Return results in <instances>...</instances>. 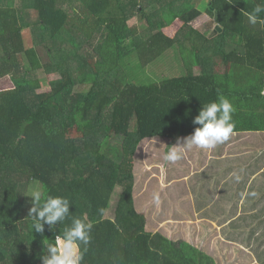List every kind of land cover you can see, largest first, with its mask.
<instances>
[{"label": "trees", "instance_id": "trees-1", "mask_svg": "<svg viewBox=\"0 0 264 264\" xmlns=\"http://www.w3.org/2000/svg\"><path fill=\"white\" fill-rule=\"evenodd\" d=\"M200 1L0 0V264H42L45 237L54 242L71 224L35 232L26 204L37 187L42 200L68 197L73 216L93 223L83 264H218L194 236L148 231L134 196L141 141L170 139L167 152L218 94L235 107L234 132L264 131V24L244 15L264 0H207L221 27L213 35L194 23L204 14ZM137 20H145L143 30ZM86 44L96 51L90 59L80 53ZM170 49L185 66L182 75L143 84L121 65L137 55L145 66ZM89 79L88 90L76 91ZM115 135L123 138L119 146L110 142ZM118 150L120 160L111 154ZM117 186L112 218L106 212Z\"/></svg>", "mask_w": 264, "mask_h": 264}, {"label": "rangeland", "instance_id": "rangeland-1", "mask_svg": "<svg viewBox=\"0 0 264 264\" xmlns=\"http://www.w3.org/2000/svg\"><path fill=\"white\" fill-rule=\"evenodd\" d=\"M201 1L200 8L204 11V14L194 23L201 31H207L209 35H213L217 26L215 18L206 12L205 4L207 0ZM134 22L139 30H143L145 20ZM24 38L27 47L33 45V36L30 29L25 31ZM1 51L0 54L2 53ZM39 53L44 62L50 60L45 48H39ZM80 53L86 59H90L95 55L96 51L91 45L86 44L82 46ZM166 55L165 59L151 61L145 66L138 60L139 57L137 55L129 56L122 61L121 65L130 79L143 84L161 81L165 76H179L185 73V66L176 50L170 49ZM175 56L178 57L176 58ZM40 76L44 85H48L50 76L47 72L40 70ZM91 84L92 80L89 79L87 84H79L76 87V91L88 90ZM12 86L10 78H5L2 81L3 89H9ZM122 140V136L115 135L110 142L114 146H119ZM169 142L170 139L167 138H146L145 141H141L135 154L136 183L134 195L137 197V194L143 193L140 198H148L146 200L147 213L143 210L142 213L146 214L149 226L152 225L150 228L154 232H151L160 231L166 236L174 238L194 236L195 245L212 254L218 264H262L264 262V213L260 211L264 206V191L261 192L262 198L261 202L258 201L259 211L256 214H250L247 207L252 202L253 193L247 189L244 190V183L238 179L232 181V184L227 183L226 194L220 193L217 198V182L210 183L208 181L216 180L224 174L227 175L233 163L230 164L228 161L229 165H227L225 161L217 160L216 157H210L211 162L205 171L204 169L201 170V162L197 161L196 165H194L197 170L188 180L171 179L172 170H170V163L164 160ZM114 148L117 149L118 147ZM194 149L197 152L189 150L190 155H202L201 160L205 161V155H208V152L198 151V148ZM258 149V160L259 162H264V150H260V146H258ZM186 152V150L183 152L182 157L186 168L179 166L183 173L185 170L191 172L190 166L186 163ZM111 154L115 159L120 160L122 158V153L119 150L112 151ZM252 156L254 155L252 154ZM237 158L244 160L246 158L245 152L242 151V154L237 155ZM231 160L235 159L232 158ZM223 166L226 172L222 170ZM241 166L243 165L241 164ZM239 167H234L233 169L237 170ZM238 170L239 175L247 173L249 166L240 167ZM261 170L264 171V164ZM238 187L241 189L240 191ZM40 190L42 191L41 188ZM121 190V186L116 187L107 216L115 217V205ZM152 194L153 197H151ZM138 200L136 199V201ZM223 202L226 205L225 208L223 206L224 209L222 208ZM26 205L31 208L33 201L28 199ZM242 207L245 209H242ZM218 224L223 226L222 228L220 227V231L215 228ZM209 238L213 240L211 251L208 250L210 241L206 242ZM243 250L252 251L253 253L250 255L253 259L243 257ZM253 254L259 255L257 261H255L256 263L254 262ZM242 258L246 261L243 262ZM260 258H262L263 262H261Z\"/></svg>", "mask_w": 264, "mask_h": 264}, {"label": "clouds", "instance_id": "clouds-1", "mask_svg": "<svg viewBox=\"0 0 264 264\" xmlns=\"http://www.w3.org/2000/svg\"><path fill=\"white\" fill-rule=\"evenodd\" d=\"M262 12L264 6L257 5L253 11L245 12L244 15L252 25L264 24V18L260 17ZM261 95H264V90H261ZM234 112L232 101L223 94H218L215 101L203 104L193 120V124L198 126L190 135L182 138V141L178 139L177 144L171 145L164 160L175 163L181 159L185 149H212L228 141L234 134ZM28 195L34 198L33 206L29 209V218L33 221L32 228L35 232L43 233L46 225L54 231L58 222L62 224L68 219L71 220V224L63 229L62 234L52 239L54 242L45 237L42 264H83L84 254L91 241L93 223L88 221L87 216H73L70 211L72 202L66 196L48 195L42 200L39 187L30 190Z\"/></svg>", "mask_w": 264, "mask_h": 264}, {"label": "crops", "instance_id": "crops-1", "mask_svg": "<svg viewBox=\"0 0 264 264\" xmlns=\"http://www.w3.org/2000/svg\"><path fill=\"white\" fill-rule=\"evenodd\" d=\"M184 137H187V136H184ZM184 137H181L179 140L182 141V138H184ZM145 140L146 139H144L143 141H145ZM177 142H178V140L173 145L177 144ZM263 145H264V131H238V132H234V134L230 137V139L228 141H226V142H224L222 144H219V145L215 146L212 149H204V150H202V149L198 148V151H207L208 152V155H205V158H206L205 161L201 160L202 159V155L201 156L198 155V154L197 155H194V154L190 155L189 150L197 152L194 149L195 147H193L192 149H185L187 151L186 152V159H187L186 163H187L188 166H190L191 172H188L187 170H185V172L183 173L181 168H179V166H184L186 168V166L184 165V163L182 161V157H183V155H182L181 159H179L175 163H170V168H171L170 170H172L171 171L172 172V177H170V178L171 179H176L177 178V179H179V181H181V179H185V180L190 179L193 176V173H195L196 170H197L196 167L194 166V165H196V162L197 161L201 162L200 168H201V170L204 169V171H205L206 167L208 168L209 167L208 164L211 162L210 161V157H212V158L216 157L217 160H223V161H225V163L227 165H229L228 164V161H229L230 164L233 163V165H232V168L228 171L227 175L224 174L223 176L218 177L216 180H209L208 182H210V183L217 182V184H216L217 185V189H218V191L216 192L217 198H218V196H220V193L223 194V195L226 194L225 191H226V188H227V186H226L227 183H231L232 184L233 183L232 181H234L235 179H238L239 181L243 182L244 183L243 184V189L244 190L247 189V190H249L250 192L253 193L252 194L253 195L252 202H250V204L247 206L249 208L248 211H249L250 214H256L259 211L258 210L259 209L258 201L261 202V198H262L261 192L264 191V171L261 170L262 165L264 164V162H259L258 156H257L258 155V150H259L258 146H260V150H264L263 149ZM240 148H241V150H240ZM242 148H244V149H242ZM242 151L245 152V156H246V158H244V160H241V158H237V155H241ZM252 154L254 156H252ZM189 156H193V157H189ZM232 158H234L235 160H231ZM238 159H239V161H238ZM241 164L244 167L246 165L249 166V171L247 172L248 174L244 173V174H240L239 175V173H238L239 170L238 169L240 167H243V166H241ZM259 164H260V167H259ZM239 165H240V167H239ZM224 166H223V169H222L223 171H225ZM234 167H239V168H237V170H234L233 169ZM174 168H175V170L173 171ZM178 177H180V178H178ZM238 190L240 191L241 189L238 187ZM151 197H153V194L151 195ZM33 199H34L33 197H30L31 201H33ZM136 199H137V197H135V203L137 205L136 206L137 209L140 212H142V210H143V211H145V213H147L146 200L148 198L144 199V197H142V198H140V201H136ZM223 206H224V208L226 207L224 202L222 204V208H223ZM243 208L244 207H242V209ZM29 209L30 208H27V210H29ZM27 210H26V212L28 214ZM260 212L264 213V206L262 207V210ZM106 215H107V212H106ZM109 217H111V216H109ZM151 226L152 225L149 226V223L147 222V230L154 232V230H152L150 228ZM220 227L222 228L223 226L220 225V224L215 226V228L217 230H219V231L221 229ZM209 241H210V244H209L208 250L211 251L212 250L213 240L211 238L206 240V242H209ZM251 253H253V252L252 251L249 252L247 250H243V257L248 258V259H253L251 257V255H250ZM256 254H258V253L256 252ZM258 256L259 255H254V259H255L254 262L257 261V257ZM260 259H261V262H263L262 258H260ZM242 261L244 262L246 260L242 258ZM262 264H264V262Z\"/></svg>", "mask_w": 264, "mask_h": 264}, {"label": "water", "instance_id": "water-1", "mask_svg": "<svg viewBox=\"0 0 264 264\" xmlns=\"http://www.w3.org/2000/svg\"><path fill=\"white\" fill-rule=\"evenodd\" d=\"M216 18V17H215ZM217 28L219 29V30H221V27L219 26V25H217Z\"/></svg>", "mask_w": 264, "mask_h": 264}]
</instances>
